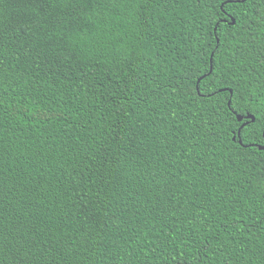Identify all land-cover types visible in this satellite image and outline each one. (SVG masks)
<instances>
[{
  "label": "trees",
  "instance_id": "1",
  "mask_svg": "<svg viewBox=\"0 0 264 264\" xmlns=\"http://www.w3.org/2000/svg\"><path fill=\"white\" fill-rule=\"evenodd\" d=\"M228 1L0 0V264H264V0Z\"/></svg>",
  "mask_w": 264,
  "mask_h": 264
},
{
  "label": "water",
  "instance_id": "2",
  "mask_svg": "<svg viewBox=\"0 0 264 264\" xmlns=\"http://www.w3.org/2000/svg\"><path fill=\"white\" fill-rule=\"evenodd\" d=\"M232 1L244 2V1H246V0H229L228 2H232ZM224 21H226V20H224ZM230 23L234 25V24L236 23V19L233 18V17H231V22H230ZM215 30H217L216 27H215ZM211 63H212V61H211ZM212 69H213V67L211 66V69H210L209 73L212 71ZM204 76H206V74L203 75V76H201V77L198 79V84H199V82L201 81V79H202ZM221 90H225V89H221ZM229 104H230V102H229ZM244 118L247 119V121L243 123V125L241 126V128H242L243 126H245L247 123H249L250 121H251V122H254V121H255V116H254L253 114H247V115H245V116H244V115H238V119H239L240 121H242ZM240 130H241V129H239V131H238V135H239V136H240ZM234 139L236 140V136L234 137ZM240 142H242L241 139H240ZM259 148H260V149H264V145H260Z\"/></svg>",
  "mask_w": 264,
  "mask_h": 264
},
{
  "label": "snow or ice",
  "instance_id": "3",
  "mask_svg": "<svg viewBox=\"0 0 264 264\" xmlns=\"http://www.w3.org/2000/svg\"><path fill=\"white\" fill-rule=\"evenodd\" d=\"M261 135H264V124L261 125Z\"/></svg>",
  "mask_w": 264,
  "mask_h": 264
}]
</instances>
